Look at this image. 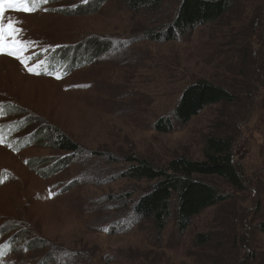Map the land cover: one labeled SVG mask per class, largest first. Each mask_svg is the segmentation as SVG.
I'll list each match as a JSON object with an SVG mask.
<instances>
[{"label": "rangeland", "instance_id": "obj_1", "mask_svg": "<svg viewBox=\"0 0 264 264\" xmlns=\"http://www.w3.org/2000/svg\"><path fill=\"white\" fill-rule=\"evenodd\" d=\"M180 2L54 0L5 13L32 42L28 67L44 64L37 75L0 54V264H264V0H230L218 20L168 40ZM200 80L236 100L179 122L183 92ZM164 119L172 126L160 131ZM55 131L82 154L63 164ZM209 136L232 138L245 189L213 179L227 200L185 231L176 198L163 230L137 218L155 181L124 176L134 159L200 161Z\"/></svg>", "mask_w": 264, "mask_h": 264}, {"label": "trees", "instance_id": "obj_2", "mask_svg": "<svg viewBox=\"0 0 264 264\" xmlns=\"http://www.w3.org/2000/svg\"><path fill=\"white\" fill-rule=\"evenodd\" d=\"M124 1L134 9H152L165 2V0ZM229 8L230 0H181L175 19L164 25L168 30L167 39L174 38L177 32L190 33L199 25L214 22ZM53 54V57L61 55L58 49ZM235 100L236 96L227 89L200 80L185 89L174 116L179 122L186 124L209 105L221 102L232 103ZM171 126V121L167 119L156 124V128L160 131H167ZM10 133H12L11 129ZM51 135L54 147L68 153L63 164L71 162L82 154L80 147L63 134L55 131ZM233 145L230 137L209 136L204 143L202 160L180 157L172 160L165 168L157 167L146 159H134L136 163L130 165L124 176L136 180L155 181L151 190L141 196L134 206L137 218L151 219L157 229L163 230L172 213V200L176 198L178 227L181 231H185L194 216L206 208L227 200V195L220 191L215 179H222L235 190L245 189L241 171L235 164ZM260 228L264 231V222L261 223ZM199 240L201 244L208 242V238L202 235L199 236Z\"/></svg>", "mask_w": 264, "mask_h": 264}, {"label": "snow or ice", "instance_id": "obj_3", "mask_svg": "<svg viewBox=\"0 0 264 264\" xmlns=\"http://www.w3.org/2000/svg\"><path fill=\"white\" fill-rule=\"evenodd\" d=\"M88 0H82L87 3ZM47 0H0V54H7L25 63L27 70L39 75L44 61H40L33 67H28L27 60L24 58V50L29 47L31 41L25 42L18 38L20 29L17 27L19 21L6 19L5 13L9 10L32 13L36 11ZM56 78H61L59 74Z\"/></svg>", "mask_w": 264, "mask_h": 264}]
</instances>
